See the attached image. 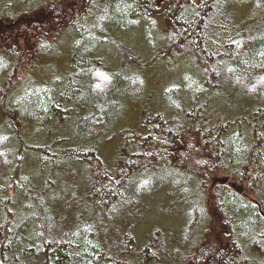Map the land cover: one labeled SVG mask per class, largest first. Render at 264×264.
Listing matches in <instances>:
<instances>
[{
  "label": "trees",
  "instance_id": "16d2710c",
  "mask_svg": "<svg viewBox=\"0 0 264 264\" xmlns=\"http://www.w3.org/2000/svg\"><path fill=\"white\" fill-rule=\"evenodd\" d=\"M231 3L236 2L0 0V264H264V183L253 185L247 176L264 177V0H252L243 13L229 8ZM156 16L164 21L167 41L149 58L111 34ZM67 29L75 36L64 70L51 78H26L43 61H65L57 39ZM28 47L33 55L38 51L32 67L25 63L32 59ZM169 56L189 58L186 66L198 72L185 79L188 96L164 110L152 103L142 118L138 101L158 99L154 89L160 82V75L145 72L147 64L163 65ZM21 66L28 67L24 75H18ZM206 89H215L213 96L222 89L225 99L238 94L244 105L218 116L216 107L209 111L213 96ZM224 104L229 110V102ZM129 109L140 110L136 121ZM32 123L48 138H28L26 125ZM245 125L261 137L237 138ZM63 126L69 135L60 134ZM117 136L121 144L113 150ZM27 151L38 155L39 173L23 171L18 154ZM75 163L78 168L69 170ZM57 169L76 186L72 195L65 192L70 196L63 206L82 197L96 204V219L51 213L44 196ZM179 173L189 177L180 182ZM210 175L222 180L219 189L206 187ZM193 189L200 204L189 197ZM259 191L261 202L254 199ZM162 205L173 211L174 224L159 230L165 245L188 224L199 232L184 260L155 251V231L148 233L146 223L139 228L145 212L156 207L163 214ZM181 212L186 220L178 224ZM110 216L119 218L116 238L105 225ZM93 234L100 235L96 245L82 241ZM136 240L146 243L137 249Z\"/></svg>",
  "mask_w": 264,
  "mask_h": 264
},
{
  "label": "rangeland",
  "instance_id": "374dc122",
  "mask_svg": "<svg viewBox=\"0 0 264 264\" xmlns=\"http://www.w3.org/2000/svg\"><path fill=\"white\" fill-rule=\"evenodd\" d=\"M230 1H233L236 3H231L228 5V7L232 8L234 10L237 8L238 11L241 8V13H243L244 11L249 12L252 8V4H251L252 0H247V1L246 0H230ZM237 2H239L240 6H237ZM30 11H32V9ZM33 14L34 13L32 12V13H30L29 16H32ZM127 18L128 17H126V19H125V24L130 23L129 19H127ZM138 18H140V17H138ZM27 19H31V18H27ZM140 20L141 21L139 23L137 20L138 24L133 25V26H129V27L123 29V33H120V32L114 33L113 32L111 34H115L116 37L122 39L121 40L122 42H124L128 45H132L134 48L140 50L139 52L142 53V56L144 58H149L153 54L152 49L155 50L157 48L156 52H158L160 49V45L165 44V42L167 41V33L163 32L164 21L158 16H156L155 18L154 17H152V18L141 17ZM22 23L27 25L28 22L24 23V21H23ZM19 28H20V24L17 25L16 29L19 30ZM261 28L264 29V26H261ZM64 32L65 33L57 39V44H58L57 49L58 50L62 49L63 55L61 57H63L65 61L59 62L57 64H54L56 62L51 63L49 61L48 62L43 61L42 63H39L38 65L34 66L30 70L28 75L25 76L26 78H29V79L32 78L34 80L35 79L39 80V78L41 77L42 74L48 75L49 78H51V77L55 76L58 72L61 73L64 70L65 64L67 62L68 52L70 51L71 40L75 36L74 31H72L71 29H67ZM52 39L53 38H51L50 41L54 42L55 40H52ZM110 42L113 43L112 40H110ZM103 47H107L109 49V51H111L113 49L112 48L113 46L111 44H107ZM142 48H144L143 51H141ZM32 49L33 48L28 47L25 50L28 57L29 58L32 57V59L26 58L27 60H25L26 65L31 62L30 67L33 66L34 62L37 61V57H38V51L35 52L36 55L35 54L33 55ZM112 52H111V54H112ZM189 52L192 53V51H189ZM56 53L57 52H52L51 54H56ZM0 55H1V53H0ZM111 58H113V56H111ZM188 59L189 58L177 59V57L169 56V59H163L164 63L166 62L168 64L165 63V64L157 66V67L155 65H153L151 68H149L150 62L147 64L145 72L153 71L154 74L160 75V82H158V84L156 85V87L154 89L155 94L158 96V99H155V100L151 99L152 101H150L148 99H145V101H144V99H143V100L138 101V103L142 102V104L140 105L142 118L146 115V113L151 109V107L153 105L155 108L164 110V107H165V105H167L168 102H173L175 99H185L188 96V91H187L186 86H185V79L187 77V81H188L190 78V74L195 75V72H196V69L194 67H192V69H191V68H188L186 66L188 63ZM27 70H28V67L21 66V68H19V70H18V75L26 74ZM196 73H198V72H196ZM20 83H21V85L23 84V82H20ZM149 86H151V85H149ZM170 86H172V88H177V89H173L174 91L169 90L167 93H165L164 91L168 90L170 88ZM191 88H193L192 85L190 86L189 89H191ZM182 89H183V91H182ZM175 90H177V93ZM214 90L215 89H210V90L206 89L205 95H212L213 96ZM176 94H177V96H176ZM225 98H226V96L223 95V92L221 89L220 92H218L217 96H213L211 98L212 100L209 103V111H210V107H212V109H213V107H216L214 109L215 113L218 116H222V115H226L228 112L232 111L234 104H236L238 106L244 105L243 99H241L240 95H238V94L233 93L232 94L233 99H225ZM205 99H207V98H205ZM225 100H227L230 104L228 107L229 110L227 109V107L224 104ZM154 101L156 102V105H155ZM136 103H137V101L134 102V104H135L134 108L136 106ZM152 103H153V105H152ZM250 104H253V102L251 101ZM130 106H131V104H130ZM207 108L208 107L206 106V109ZM140 110L135 113V110L132 112V110L129 109V112L132 114L129 116L130 117L129 119L134 118V120L136 121V117L138 116V114H140ZM124 111H125V109H124ZM134 113H135V115H134ZM61 115L66 116L67 113L63 112ZM211 115H213L212 112H211ZM125 124H127V123L125 122ZM16 125L19 127V131L22 132L23 131V125L20 123H18ZM1 126L5 127L4 124L3 125L0 124V127ZM39 128H40V125L36 126L33 123L27 124L25 134L27 135L28 138L33 139V136L35 134L40 133L38 135V139H37L38 141H42V139L48 138L45 131L41 132ZM1 130H3L2 132L6 131V129H4V128ZM248 130H249L248 125L243 126L242 127L243 132L239 133L237 138H241L243 135H247V137L243 138V139H245V141H251L252 139H254L255 136L252 134V132H250ZM113 132H114V130H113ZM232 132H233V130L231 131V133ZM69 133H70V130L67 126H65V127L63 126L62 130H60L61 135H69ZM11 137L13 138L12 135L10 136V138ZM260 137H261V135L255 137V138H260ZM119 139H120V136H117V139L114 141V143L112 145L113 150L119 149L120 144H121ZM25 155H26V157H25ZM19 161L21 162L20 164L23 163L22 169L24 172L31 173V174L39 173L40 165H39L38 155L35 152L27 151L26 154H23L22 157L20 156ZM148 167H149V164L146 166V168H148ZM77 168H78V163H75L71 166V168H69V170L72 171L73 169L76 170ZM146 170H148V169H146ZM146 170H144L143 173H145ZM44 171H47V170H44ZM17 172L18 171L16 170V173ZM164 172H165L164 168L159 169L157 172L158 176H160ZM61 173H62V171L57 169V174L54 173L55 180L50 179L51 180L50 185L46 188V191H45L44 201L46 203V206L49 207L48 209H52L51 213L54 212L57 214H62L63 216L68 217L70 219H74L75 217H78L81 215H83V217L92 218L93 220L96 219L98 217V213L94 208V206H96V204L85 202L82 197H79L75 203L74 202L70 203L69 204L70 207L63 206L62 201H65V199L70 196L69 194L66 196V193L71 192V195H72V193H74L76 186L73 182L74 179L72 177L71 178L65 177V175L62 176ZM148 175H149V173H148ZM219 175L225 177V179H228V177H229V176H226V172H224V171H221V173H219ZM187 176H188L187 174H184V173L180 174L179 173L178 181L182 182L183 180L186 179ZM247 176L253 185H256L258 183H260V184L264 183V177H262L263 174H262V176H259V177H255L254 174L247 175ZM226 182H228V180ZM217 183H219V184H217ZM215 184H217V185H215ZM221 184H222V180L220 178L210 175L208 177L206 187L209 190L211 189V187H213V189L216 187H217V189H219ZM229 184H231V183H229ZM231 185L234 186L233 184H231ZM242 185L244 188L245 185L243 183H242ZM162 186H165V185H162ZM187 192L188 193L193 192L189 197L192 198L196 203H198V204L201 203V200L196 201V199H198V198L193 196L194 195V189H193V191L188 190ZM157 193H161V191H158ZM259 193H261V191L257 192L254 195L255 200L260 199V197L257 195ZM76 194H78V192H76ZM26 199L27 198H24V200H26ZM29 200H30V198L27 199L26 201H29ZM155 201H157V200H155ZM30 202H31V200H30ZM162 208L164 210L163 214H161L156 207H151V209L149 211L145 212L146 213V220L142 223V225L139 228L144 227V225L146 223L144 228H145V230H147L148 233H152L153 231H155L154 233L157 235L155 245H154L155 251H163V255L167 252H174L176 255H178V257H180L182 260H184V257L186 255H190L188 249L193 246V243H191V242H192L194 236H198V238H199V232L195 226H190L188 224V225H186V227L180 229V231H181L180 236H178L177 234L173 235L172 242L170 241L169 244L166 243L167 245H165L163 242V239L160 238V232L161 233L167 232L168 229L165 230L161 226L174 225V224H170L173 220L172 217L170 216V213L173 211L171 209L169 210L168 206H166V205H162ZM55 211H59V212H55ZM198 216L203 218L204 214L203 213L198 214ZM185 220H186V214L184 212H181V215L178 217V224L184 223ZM117 222H119V218L112 216L110 218V221H107V223L105 224L107 229H108V231H107L108 234L112 235L114 238H116L117 235L114 234L113 227H114L115 223H117ZM155 225H159V226H155ZM159 230H160V232H159ZM141 231L142 230L137 231V236H138L137 238L138 239H139V236L142 237ZM122 232H124V230H122ZM183 232L185 234H183ZM118 236H119V234H118ZM98 238H100L99 234H93L92 236L91 235L88 236L87 240L82 239V241L88 242V243L94 242L93 244L96 245L95 242L99 243V241L97 240ZM128 241L130 244L129 238H128ZM141 243L143 245L146 243V241L144 240V242H141ZM110 245L113 247V249H115L116 245H119V244L117 243L116 240H114L113 242L110 243ZM142 245H140L139 242L136 240L137 249L140 248ZM206 246H207V244H205L202 247H206ZM152 257H153V252L149 255V259H151ZM188 260H186L185 264H188ZM131 264H133V263L131 262Z\"/></svg>",
  "mask_w": 264,
  "mask_h": 264
},
{
  "label": "bare ground",
  "instance_id": "6f19581e",
  "mask_svg": "<svg viewBox=\"0 0 264 264\" xmlns=\"http://www.w3.org/2000/svg\"><path fill=\"white\" fill-rule=\"evenodd\" d=\"M21 18V17H20ZM21 156V155H20ZM20 156H18V159L20 158ZM262 158V157H261ZM164 168V167H163ZM264 215V214H263Z\"/></svg>",
  "mask_w": 264,
  "mask_h": 264
},
{
  "label": "water",
  "instance_id": "95a60500",
  "mask_svg": "<svg viewBox=\"0 0 264 264\" xmlns=\"http://www.w3.org/2000/svg\"><path fill=\"white\" fill-rule=\"evenodd\" d=\"M18 156H20V154H18Z\"/></svg>",
  "mask_w": 264,
  "mask_h": 264
}]
</instances>
